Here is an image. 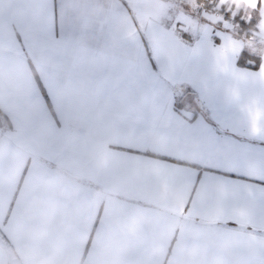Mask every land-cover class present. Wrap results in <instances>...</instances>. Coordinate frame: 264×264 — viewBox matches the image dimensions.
Wrapping results in <instances>:
<instances>
[{
  "label": "crops",
  "instance_id": "crops-1",
  "mask_svg": "<svg viewBox=\"0 0 264 264\" xmlns=\"http://www.w3.org/2000/svg\"><path fill=\"white\" fill-rule=\"evenodd\" d=\"M200 6L0 0V264H264V0Z\"/></svg>",
  "mask_w": 264,
  "mask_h": 264
},
{
  "label": "trees",
  "instance_id": "trees-1",
  "mask_svg": "<svg viewBox=\"0 0 264 264\" xmlns=\"http://www.w3.org/2000/svg\"><path fill=\"white\" fill-rule=\"evenodd\" d=\"M197 2L201 4L206 10H211L217 5L218 0H197ZM218 10L220 13L224 14V17L233 18V21H235L239 25V28H240L239 33L246 34L248 37L255 34L256 31H255L254 24L257 23L256 17H251L250 20H248L249 22L245 24L242 21H247V19L242 17V13L239 12L233 15L232 10H227V6L225 5L220 7V9ZM241 53H244L248 57H250L248 61L249 64H256L257 66H260L261 57L259 55H256L254 52H252L249 47L245 48ZM240 55H239L238 62L240 65H243L244 62L240 60ZM1 114L2 112L0 111V117H1Z\"/></svg>",
  "mask_w": 264,
  "mask_h": 264
},
{
  "label": "rangeland",
  "instance_id": "rangeland-1",
  "mask_svg": "<svg viewBox=\"0 0 264 264\" xmlns=\"http://www.w3.org/2000/svg\"><path fill=\"white\" fill-rule=\"evenodd\" d=\"M170 1L172 2V5L173 6L175 5V6H183V7H185L186 10H187L186 13L189 16H191V17L192 16H196V15L199 16V13H201L200 11L203 12L202 8H200L201 7L200 4L196 0H170ZM249 13L252 16H255V13L254 12H249V11L248 12L246 11V15H244V16L247 17ZM213 17H214V15H211V18H213ZM208 18H210V15L208 17V14H207V19ZM195 20H197V18ZM258 44H261V41L260 40L253 41L248 47L251 49L254 45H256L257 47H255V49L258 50V48H260Z\"/></svg>",
  "mask_w": 264,
  "mask_h": 264
},
{
  "label": "snow or ice",
  "instance_id": "snow-or-ice-1",
  "mask_svg": "<svg viewBox=\"0 0 264 264\" xmlns=\"http://www.w3.org/2000/svg\"><path fill=\"white\" fill-rule=\"evenodd\" d=\"M243 23H248L249 21H242ZM250 57H248L246 54L241 53L240 60L243 61V65L241 67H246L249 70H258V71H264V66H257L256 64H249Z\"/></svg>",
  "mask_w": 264,
  "mask_h": 264
}]
</instances>
